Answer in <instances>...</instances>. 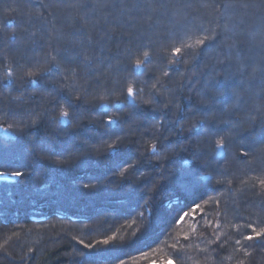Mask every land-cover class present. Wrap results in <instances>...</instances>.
Here are the masks:
<instances>
[{
	"label": "trees",
	"instance_id": "trees-1",
	"mask_svg": "<svg viewBox=\"0 0 264 264\" xmlns=\"http://www.w3.org/2000/svg\"><path fill=\"white\" fill-rule=\"evenodd\" d=\"M3 175L0 264H264V0H0Z\"/></svg>",
	"mask_w": 264,
	"mask_h": 264
},
{
	"label": "snow or ice",
	"instance_id": "snow-or-ice-1",
	"mask_svg": "<svg viewBox=\"0 0 264 264\" xmlns=\"http://www.w3.org/2000/svg\"><path fill=\"white\" fill-rule=\"evenodd\" d=\"M196 43L199 44V43H202V41L201 40H197ZM174 51L176 53H179L180 52V49L177 48ZM29 75H31V73H29ZM127 91H128V95L129 96H133L134 95V90H133L132 87H129ZM68 115H69V113L67 111H62V113H61V116L62 117H67ZM217 146L218 147H223V144L221 142H218V145ZM109 147L111 149L113 146L110 145ZM15 175L20 176V175H22V173L16 172ZM261 183L264 184V181H261ZM196 207H199V206L196 205ZM186 215H187V213H183V215L181 216V220L183 219V216H186ZM261 231L264 232V229H262ZM260 234H261L260 232H257L256 233V236H259ZM246 239L251 240V239H253V236H247ZM104 243H107V241H104ZM237 243H239V241H237Z\"/></svg>",
	"mask_w": 264,
	"mask_h": 264
},
{
	"label": "water",
	"instance_id": "water-1",
	"mask_svg": "<svg viewBox=\"0 0 264 264\" xmlns=\"http://www.w3.org/2000/svg\"><path fill=\"white\" fill-rule=\"evenodd\" d=\"M13 178L12 177H9L7 175H3V176H0V182H3V181H12Z\"/></svg>",
	"mask_w": 264,
	"mask_h": 264
}]
</instances>
